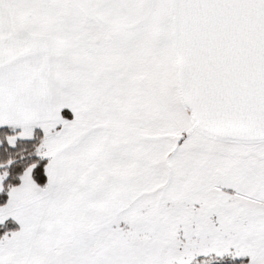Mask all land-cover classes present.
Here are the masks:
<instances>
[{"label": "snow or ice", "instance_id": "obj_1", "mask_svg": "<svg viewBox=\"0 0 264 264\" xmlns=\"http://www.w3.org/2000/svg\"><path fill=\"white\" fill-rule=\"evenodd\" d=\"M0 264H264V0H0Z\"/></svg>", "mask_w": 264, "mask_h": 264}]
</instances>
